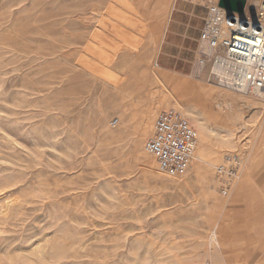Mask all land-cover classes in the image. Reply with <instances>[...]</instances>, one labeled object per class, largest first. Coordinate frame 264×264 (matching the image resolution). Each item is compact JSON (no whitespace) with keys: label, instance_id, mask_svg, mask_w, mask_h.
Here are the masks:
<instances>
[{"label":"rangeland","instance_id":"rangeland-1","mask_svg":"<svg viewBox=\"0 0 264 264\" xmlns=\"http://www.w3.org/2000/svg\"><path fill=\"white\" fill-rule=\"evenodd\" d=\"M158 1L0 0V264H264V95L198 64L211 0ZM169 109L177 178L145 151Z\"/></svg>","mask_w":264,"mask_h":264},{"label":"built area","instance_id":"built-area-1","mask_svg":"<svg viewBox=\"0 0 264 264\" xmlns=\"http://www.w3.org/2000/svg\"><path fill=\"white\" fill-rule=\"evenodd\" d=\"M218 1L205 4L197 62L219 84L251 97L264 95V2L256 4L252 13L246 4L239 15L220 8ZM197 146L198 135L190 121L169 109L158 114L145 151L155 159L160 174L177 178L189 169ZM216 173L235 179L237 164L228 158Z\"/></svg>","mask_w":264,"mask_h":264},{"label":"water","instance_id":"water-1","mask_svg":"<svg viewBox=\"0 0 264 264\" xmlns=\"http://www.w3.org/2000/svg\"><path fill=\"white\" fill-rule=\"evenodd\" d=\"M246 0H219L218 6L227 12H235L241 15L245 9Z\"/></svg>","mask_w":264,"mask_h":264},{"label":"bare ground","instance_id":"bare-ground-1","mask_svg":"<svg viewBox=\"0 0 264 264\" xmlns=\"http://www.w3.org/2000/svg\"><path fill=\"white\" fill-rule=\"evenodd\" d=\"M147 2H150L151 4H154V1L155 0H146ZM264 2V0H261V2ZM159 2V6H158V8L155 10L156 11V14L157 13H159V12H161V11H163V10H167V0H160V1H158ZM157 2V3H158ZM163 13H165V12H163ZM241 93V92H240ZM214 117L216 118V119H218V120H220V116H219V114H216V115H214Z\"/></svg>","mask_w":264,"mask_h":264},{"label":"crops","instance_id":"crops-1","mask_svg":"<svg viewBox=\"0 0 264 264\" xmlns=\"http://www.w3.org/2000/svg\"><path fill=\"white\" fill-rule=\"evenodd\" d=\"M203 25V24H202ZM202 25H201V27H202ZM201 29V28H200ZM199 32H200V30H199ZM246 261H247V259H246ZM261 260H255V261H252V262H249V264L250 263H255V262H260Z\"/></svg>","mask_w":264,"mask_h":264}]
</instances>
